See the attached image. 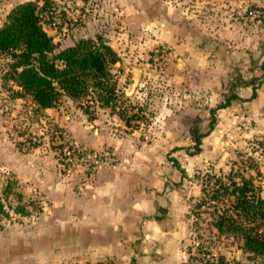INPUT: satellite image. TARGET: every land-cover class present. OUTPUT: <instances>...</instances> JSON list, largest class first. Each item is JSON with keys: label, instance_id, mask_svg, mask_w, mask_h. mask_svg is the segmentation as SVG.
<instances>
[{"label": "rangeland", "instance_id": "obj_1", "mask_svg": "<svg viewBox=\"0 0 264 264\" xmlns=\"http://www.w3.org/2000/svg\"><path fill=\"white\" fill-rule=\"evenodd\" d=\"M30 1L38 4L41 24L56 52L81 39L100 37L114 43L120 63L111 71L122 97L113 110L99 107L91 98L75 101L67 96L52 108L38 109L11 79L12 57L0 53V195L5 208L0 215V253L1 245H14L19 254L29 250L35 264H45L42 239L31 230L40 225L43 195L17 176L26 174L17 167L29 165L31 159L18 157L10 143L46 165L37 169H57L61 176L83 169L60 165V149L67 139L101 153L115 151L120 161L111 145L79 142L74 131L82 125L126 139L127 157H137L139 169L163 170L156 195L182 205L175 211L180 219L172 216L170 224L181 232L189 264V256L203 254L227 264H264V257L244 251L240 236L215 227L219 213L231 209L230 201L210 199L213 192L202 190L208 176L240 171L253 179L264 200V0H191L189 22L198 38L179 47L162 41L145 44L141 39L127 44L122 15L116 10L107 14L99 0H93L91 8L87 0H0V27L16 5ZM248 83L257 86L255 98ZM234 93L241 99L216 111L214 129L203 137L201 151L192 155L190 129L206 132L210 108ZM118 107L126 109L127 116L142 107L143 117L131 118L132 127L126 126ZM259 223L264 232V218Z\"/></svg>", "mask_w": 264, "mask_h": 264}, {"label": "crops", "instance_id": "obj_2", "mask_svg": "<svg viewBox=\"0 0 264 264\" xmlns=\"http://www.w3.org/2000/svg\"><path fill=\"white\" fill-rule=\"evenodd\" d=\"M99 2L107 14L116 10L122 15L127 44L141 39L145 44L162 41L179 47L198 38L193 31L195 25L191 27L189 22L194 11L191 0ZM86 4L94 6L93 0ZM132 31L139 35L133 36L129 33ZM107 43L114 45L112 41ZM75 128L74 136L79 142L93 147L113 146L120 159L116 167L93 174L81 169L61 176L57 169H37L36 166L46 165L36 162L34 154L19 152L10 143L18 157L28 155L31 159L29 165L17 167L26 169V174L17 172V176L28 180V189L43 195L40 225L31 230L38 231L42 239L40 253L45 264H189L181 232L170 224L172 216L180 219L175 211L182 205L171 197L156 195L162 186L163 170L139 169L137 157H127L124 138L82 125ZM134 152L137 153L130 149V153ZM1 246L4 248L0 264H35L29 250L19 254L14 245Z\"/></svg>", "mask_w": 264, "mask_h": 264}, {"label": "trees", "instance_id": "obj_3", "mask_svg": "<svg viewBox=\"0 0 264 264\" xmlns=\"http://www.w3.org/2000/svg\"><path fill=\"white\" fill-rule=\"evenodd\" d=\"M39 12L36 2L19 3L9 12L8 21L0 27V53L9 54L14 60L11 79L32 97L38 109L54 107L62 96L75 101L91 98L90 101L99 102V107L116 108L122 97L116 90L111 71V67L120 60L117 52L100 37L96 41L81 39L73 46L56 52V45L41 24ZM249 84L252 83L245 85ZM256 89L257 86L252 84L251 98L256 97ZM125 99L130 100L128 97ZM238 99L241 97L234 93L210 108L211 118L206 132L199 131L196 126L190 129L194 143L192 155L201 151L203 137L214 129L216 111L229 107ZM118 109L126 126L132 127L131 118L143 117L140 115L142 107H137L131 116L126 115V109ZM84 112L91 113L88 109ZM202 190L213 192L210 199L230 201L231 209L226 207L218 215L215 222L217 230L240 236L244 251L264 257V232L259 227V221L264 218V200L253 179L243 172L231 171L222 176H208ZM4 212V201L0 195V215ZM217 264L227 263L217 258Z\"/></svg>", "mask_w": 264, "mask_h": 264}, {"label": "built area", "instance_id": "obj_4", "mask_svg": "<svg viewBox=\"0 0 264 264\" xmlns=\"http://www.w3.org/2000/svg\"><path fill=\"white\" fill-rule=\"evenodd\" d=\"M60 149V165L64 169L82 167L87 173L93 174L102 168L113 169L118 163L114 151L98 152L93 149L80 147L72 140L67 139ZM191 264H217V258L203 255L189 256Z\"/></svg>", "mask_w": 264, "mask_h": 264}]
</instances>
